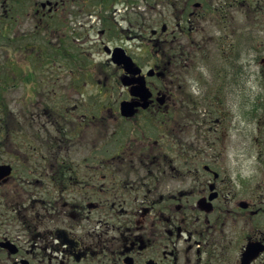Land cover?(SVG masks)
<instances>
[{
  "label": "flooded vegetation",
  "instance_id": "flooded-vegetation-1",
  "mask_svg": "<svg viewBox=\"0 0 264 264\" xmlns=\"http://www.w3.org/2000/svg\"><path fill=\"white\" fill-rule=\"evenodd\" d=\"M1 30L26 90L0 106V264L264 253V0H0ZM194 49L212 76L196 138Z\"/></svg>",
  "mask_w": 264,
  "mask_h": 264
},
{
  "label": "rangeland",
  "instance_id": "rangeland-1",
  "mask_svg": "<svg viewBox=\"0 0 264 264\" xmlns=\"http://www.w3.org/2000/svg\"><path fill=\"white\" fill-rule=\"evenodd\" d=\"M0 32V106L3 108L7 107V109L11 108L13 109L16 106H21L24 104V94L26 90V85L24 81L18 80L17 82V87L15 89L11 88V81L13 79V76L9 78L8 75L11 74L12 69L15 70L19 67H17V62H14V60L17 59V55L14 53L13 50V45L11 44V41L9 40L10 34L4 30H1ZM202 31V30H201ZM199 31L194 35V39L196 40L197 43L201 42V36L202 32ZM15 54V55H14ZM203 57L201 55V51L199 49H194L193 50V57H192V64H191V71H188V75L185 73L184 75H187L186 81L183 83L185 84L186 88L185 94H188V97L186 98V101L189 103V99H195V101H198V118L196 119L198 122L194 123L193 122V137L196 138L198 136V133L196 132L197 129H201L202 122H203V109H202V104L201 100H209L207 97L211 98L210 94V81L212 80V76L210 77L209 74L211 72H208L209 66L206 64V62L202 61ZM20 67L22 69L24 68V63L21 62L19 63ZM14 66V67H13ZM20 72V71H19ZM20 74V73H19ZM257 85V87H256ZM258 91L259 90V84H254L253 89ZM117 92V91H116ZM113 92V93H116ZM248 94V88H246V91L242 92L241 95ZM114 99L117 94L113 95ZM223 104L224 105H229L232 104L234 101V98L231 96L229 91L224 88L223 90ZM243 98V97H242ZM32 103H34V106L36 105V101L38 100L35 95L31 97ZM55 100L54 98L53 102L47 103L46 98H40L39 103H46L48 105H55ZM108 100V99H107ZM98 104H106V101ZM184 100V99H183ZM99 101V98L98 100ZM39 103H37L39 105ZM72 104V103H70ZM198 127V128H196Z\"/></svg>",
  "mask_w": 264,
  "mask_h": 264
},
{
  "label": "water",
  "instance_id": "water-1",
  "mask_svg": "<svg viewBox=\"0 0 264 264\" xmlns=\"http://www.w3.org/2000/svg\"><path fill=\"white\" fill-rule=\"evenodd\" d=\"M120 53H121L122 62L124 64V67H125L126 71L130 72V73H134L135 70L133 69V64H132L131 60L128 57H126L124 54H122V52H120ZM113 61L115 63H117V61L114 60V57H113ZM117 64H119V63H117ZM153 72H154L153 70H150L148 72V75L153 74ZM141 88L144 89V90H147L143 83L141 84ZM142 93H145V91L142 92ZM122 105L123 106H132L131 104H128V103H122ZM122 113H123L124 116H129V115L132 114L131 110L127 111L126 109H124L122 111ZM259 252L260 251H259V249L257 247L249 246L247 248L246 252L243 254L242 264H249L254 258H256L258 256Z\"/></svg>",
  "mask_w": 264,
  "mask_h": 264
}]
</instances>
